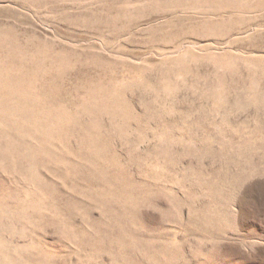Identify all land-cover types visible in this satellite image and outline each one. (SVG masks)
Segmentation results:
<instances>
[{
	"label": "rangeland",
	"instance_id": "1",
	"mask_svg": "<svg viewBox=\"0 0 264 264\" xmlns=\"http://www.w3.org/2000/svg\"><path fill=\"white\" fill-rule=\"evenodd\" d=\"M0 24V264H264V0Z\"/></svg>",
	"mask_w": 264,
	"mask_h": 264
},
{
	"label": "bare ground",
	"instance_id": "2",
	"mask_svg": "<svg viewBox=\"0 0 264 264\" xmlns=\"http://www.w3.org/2000/svg\"><path fill=\"white\" fill-rule=\"evenodd\" d=\"M34 1H38V0H33V2ZM39 1H42V0H39ZM166 1H168V0H166ZM171 2V1H170ZM191 2V1H190ZM39 3V2H38ZM177 4V3H176ZM183 4V3H182ZM11 27H4V26H2L1 24H0V47L2 46L1 45V40L2 39H5L6 40V38L9 36V32L11 31ZM12 33V32H11ZM16 35V34H15ZM10 36H13L12 34H10ZM8 39V38H7ZM10 39V38H9ZM12 41V40H11ZM11 43V42H10ZM16 43V42H15ZM7 44H9V42L7 43ZM16 44H18V42L16 43ZM4 45H6V44H4ZM10 46H11V44H9ZM12 45H14V44H12ZM6 46H8V45H6ZM5 46V47H6ZM9 46V47H10ZM17 46V45H16ZM15 45H14V48L16 47ZM13 47V46H12ZM17 48H18V46H17Z\"/></svg>",
	"mask_w": 264,
	"mask_h": 264
}]
</instances>
